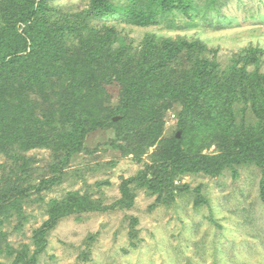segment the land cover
Here are the masks:
<instances>
[{"label": "trees", "instance_id": "obj_1", "mask_svg": "<svg viewBox=\"0 0 264 264\" xmlns=\"http://www.w3.org/2000/svg\"><path fill=\"white\" fill-rule=\"evenodd\" d=\"M192 9L194 0H89L87 9L73 14L62 13L48 0L1 4L0 151L50 149V168L56 174L84 148L88 134L112 128L119 149L124 144L139 156L154 146L151 165L120 186L119 207L132 205L129 182L172 198L180 175L218 176L227 169L236 175L251 166L260 170L264 201V73L259 57L233 55L223 68L205 56V45L198 41L148 37L134 45L114 27L97 22L119 17L147 27L169 12L188 14ZM184 63L187 70L181 68ZM251 64L255 67L248 70ZM108 86L117 88L116 103L110 101ZM174 104L181 108L177 126L190 139L177 133L162 137L165 113ZM248 108L254 115H247ZM211 143L218 153L202 152ZM52 183L40 179L32 188L49 189ZM23 194L17 182L0 188V216L19 205ZM7 198L12 202L5 206ZM100 209L89 195L76 191L50 200L46 231L35 233L38 249L29 257L20 251L17 262L33 264L45 233L60 219Z\"/></svg>", "mask_w": 264, "mask_h": 264}, {"label": "rangeland", "instance_id": "obj_2", "mask_svg": "<svg viewBox=\"0 0 264 264\" xmlns=\"http://www.w3.org/2000/svg\"><path fill=\"white\" fill-rule=\"evenodd\" d=\"M6 1L0 0V5ZM48 1L71 14L83 12L89 4V0ZM194 4L188 14L174 10L147 27L127 24L119 17L97 22L114 27L134 45L148 37L159 42L198 41L205 45V56L223 68L232 63L233 55L254 53L264 73V0H194ZM181 68L189 67L184 63ZM107 89L110 101L116 103L117 88ZM180 109L174 104L166 111L162 137L180 131V136L191 138L177 126ZM247 115H254L250 108ZM83 145L56 174L50 168L54 164L50 149L0 151V188L17 182L24 190L19 205L12 204L0 216V263L23 264L17 262L22 250L24 256H32L38 249L35 233L43 231L48 220L47 203L76 191L89 195L102 209L60 219L45 233L46 242L33 264H264V201L259 192L261 173L255 166L236 175L230 169L218 176L180 175L174 180L172 198L168 192L160 197L129 182L132 205L119 207L120 186L151 165L154 146L139 156L124 144L119 149L112 128L92 131ZM202 152L218 153L217 146L211 143ZM40 179L53 183L49 189L32 188ZM11 202L7 198L5 206Z\"/></svg>", "mask_w": 264, "mask_h": 264}, {"label": "water", "instance_id": "obj_3", "mask_svg": "<svg viewBox=\"0 0 264 264\" xmlns=\"http://www.w3.org/2000/svg\"><path fill=\"white\" fill-rule=\"evenodd\" d=\"M113 119H114V120H117L118 117L116 116V117H114ZM177 137H178V138L180 137V131L177 132Z\"/></svg>", "mask_w": 264, "mask_h": 264}]
</instances>
